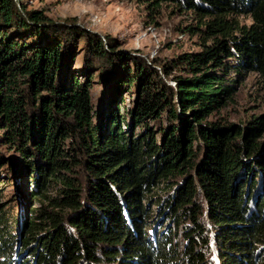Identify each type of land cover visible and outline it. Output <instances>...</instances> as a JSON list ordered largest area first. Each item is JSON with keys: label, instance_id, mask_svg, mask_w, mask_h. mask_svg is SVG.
Returning <instances> with one entry per match:
<instances>
[{"label": "trees", "instance_id": "16d2710c", "mask_svg": "<svg viewBox=\"0 0 264 264\" xmlns=\"http://www.w3.org/2000/svg\"><path fill=\"white\" fill-rule=\"evenodd\" d=\"M146 1L196 19L200 50L163 64L180 68L174 85L111 39L0 0V172L39 202L17 223L0 194V264H216L212 249L218 264H264V110L210 117L231 70L264 80V0ZM79 38L84 81L63 73ZM92 71L135 98L102 127Z\"/></svg>", "mask_w": 264, "mask_h": 264}, {"label": "rangeland", "instance_id": "374dc122", "mask_svg": "<svg viewBox=\"0 0 264 264\" xmlns=\"http://www.w3.org/2000/svg\"><path fill=\"white\" fill-rule=\"evenodd\" d=\"M17 5L22 3L28 10H39L55 22L73 25L94 33L106 42L111 39L116 45V50L128 55L142 58L146 64L154 68L169 84L174 85L173 75L179 74L180 68H174L168 74L163 72L164 63H172L180 54L197 52L202 41L197 30H186L189 23L196 24V19L190 10H180L174 4L162 3L158 7L151 6L146 0H14ZM242 23L250 24L249 15H239ZM84 45L81 38L71 46L67 55L71 59L65 66L63 73L68 78L70 75L84 81L89 72L83 62ZM126 60H131L126 57ZM132 62V61H131ZM92 100L94 103V121L101 122L104 126L105 117L109 109L116 108L122 115L132 106L134 93L121 89L113 95L111 87L106 86L98 72L92 71ZM231 78L237 79L231 91V98L214 116L226 117L228 121L240 123L250 115L264 110V80L255 73L249 72L243 79L237 73L230 71ZM3 81V78L0 77ZM23 84L20 83L21 87ZM3 87V85L1 86ZM106 123V122H105ZM122 128L127 129V124L120 119ZM102 129V128H100ZM143 130L141 126L134 125L133 134ZM3 128H0V137ZM6 145L0 146L2 153ZM14 150L11 157L18 156ZM10 153V152H9ZM24 172V171H23ZM15 173L0 172V194L5 202L12 206L17 223H20L25 207H35L39 202L28 197L30 185L24 182L18 185ZM26 176V174H25ZM24 181V180H23ZM30 181V180H29ZM19 188V190H17ZM56 190H49L55 194ZM154 208V206H152ZM173 230L171 221H166ZM181 230L177 232L180 237ZM212 256L218 264V258L212 249ZM211 256V258H212ZM213 259V258H212Z\"/></svg>", "mask_w": 264, "mask_h": 264}]
</instances>
